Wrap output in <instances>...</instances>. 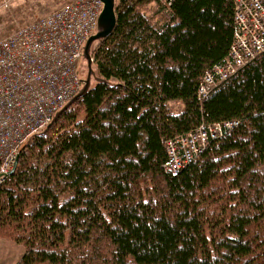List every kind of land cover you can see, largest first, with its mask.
Here are the masks:
<instances>
[{
	"label": "trees",
	"instance_id": "trees-1",
	"mask_svg": "<svg viewBox=\"0 0 264 264\" xmlns=\"http://www.w3.org/2000/svg\"><path fill=\"white\" fill-rule=\"evenodd\" d=\"M2 0H0L1 2ZM95 82L0 182L18 264H264V54L202 103L235 0H118ZM237 121L178 174L167 143Z\"/></svg>",
	"mask_w": 264,
	"mask_h": 264
},
{
	"label": "built area",
	"instance_id": "built-area-1",
	"mask_svg": "<svg viewBox=\"0 0 264 264\" xmlns=\"http://www.w3.org/2000/svg\"><path fill=\"white\" fill-rule=\"evenodd\" d=\"M102 10L103 0H74L0 40V182L14 169L24 144L82 90L83 50ZM234 27L229 56L201 80V103L264 54V0H235ZM238 125L202 124L170 140L165 170L178 174Z\"/></svg>",
	"mask_w": 264,
	"mask_h": 264
},
{
	"label": "rangeland",
	"instance_id": "rangeland-1",
	"mask_svg": "<svg viewBox=\"0 0 264 264\" xmlns=\"http://www.w3.org/2000/svg\"><path fill=\"white\" fill-rule=\"evenodd\" d=\"M72 1L74 0H2L0 2V40ZM5 2H8V7H4ZM87 73V64L83 62L82 80L87 77ZM24 253L25 249L22 246L0 237V264H18Z\"/></svg>",
	"mask_w": 264,
	"mask_h": 264
},
{
	"label": "water",
	"instance_id": "water-1",
	"mask_svg": "<svg viewBox=\"0 0 264 264\" xmlns=\"http://www.w3.org/2000/svg\"><path fill=\"white\" fill-rule=\"evenodd\" d=\"M117 1L118 0H103V10L98 18V22H97V31L96 33L91 36L89 38V40L87 41L84 50H83V62H86L87 64V77L85 79L82 80L83 83V88L82 90L79 92V94H77L61 111H59L55 118L54 121H57L59 119V117L67 110L69 109L71 106H73L78 100L84 98L86 96V94L90 91L93 82H102L98 76L96 71L94 70V62H93V51L95 49V47L99 44H101L104 40H106L107 38H109L116 26H117V15H116V6H117ZM53 123L48 126L43 132H41V135H44L46 133L49 132V130L51 129ZM18 162H19V157L16 161V164L14 166V169L12 170V172L10 173V175H12L17 166H18Z\"/></svg>",
	"mask_w": 264,
	"mask_h": 264
}]
</instances>
